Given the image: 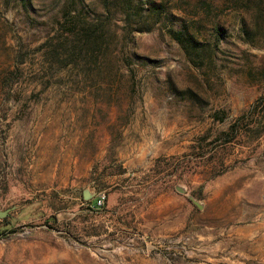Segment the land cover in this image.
I'll list each match as a JSON object with an SVG mask.
<instances>
[{"label":"rangeland","instance_id":"rangeland-1","mask_svg":"<svg viewBox=\"0 0 264 264\" xmlns=\"http://www.w3.org/2000/svg\"><path fill=\"white\" fill-rule=\"evenodd\" d=\"M134 1L171 17L0 0V264H264V133L219 137L264 96V0Z\"/></svg>","mask_w":264,"mask_h":264},{"label":"trees","instance_id":"trees-1","mask_svg":"<svg viewBox=\"0 0 264 264\" xmlns=\"http://www.w3.org/2000/svg\"><path fill=\"white\" fill-rule=\"evenodd\" d=\"M24 4L29 3L30 0H20ZM110 1L113 6L121 7L122 12L128 13V18H124L127 25L129 26L128 33H133L135 31H144L147 29H152L154 25L158 21H165L168 19L171 13H167L165 8V3H154L152 1H148L147 7L143 10L136 11L135 13H130L134 8L137 7L134 0H105ZM109 9V8H108ZM146 11V12H144ZM121 12V11H120ZM119 12V13H120ZM121 12V13H122ZM120 13V14H121ZM66 16L71 14V11L65 12ZM65 18V17H64ZM64 22L69 24L68 18H65ZM153 20V21H152ZM137 22L139 24L145 23L147 27L143 29H137V27H133V24ZM152 22V24H150ZM76 26L72 27L70 30L72 31ZM101 28H97L96 26H83L82 30H78L77 33H80L79 39L85 43L84 50L91 51V54L98 55L99 53H103V34L101 32ZM171 36L177 42H179L182 47L191 55L192 51H198L199 46H201L202 42L199 41L196 35L188 29V26L185 24L179 30H171ZM262 109V110H261ZM227 113L225 111L216 113V117L220 120L226 117ZM264 133V96L258 98L253 104H251L244 112L238 116L234 121L229 125V127L223 130L219 137H224L225 143H232L237 138H248L250 134H253L256 138H259ZM91 204L90 208L100 207L98 205V199L95 201L94 199L84 200ZM105 204V202H104Z\"/></svg>","mask_w":264,"mask_h":264},{"label":"water","instance_id":"water-1","mask_svg":"<svg viewBox=\"0 0 264 264\" xmlns=\"http://www.w3.org/2000/svg\"><path fill=\"white\" fill-rule=\"evenodd\" d=\"M176 189L183 193L186 194L188 192V187L185 184H178L176 186ZM83 196L85 199H89L93 196V193L90 191L89 188L84 189L83 192ZM189 198L199 207V208H203L204 207V202L199 201L194 195H189ZM17 206L13 205L12 207L4 210V211H0V216H5L7 215L10 211L14 210Z\"/></svg>","mask_w":264,"mask_h":264},{"label":"built area","instance_id":"built-area-1","mask_svg":"<svg viewBox=\"0 0 264 264\" xmlns=\"http://www.w3.org/2000/svg\"><path fill=\"white\" fill-rule=\"evenodd\" d=\"M105 198H106V196L104 194H100L99 195V197H98V205L99 206H103L104 205Z\"/></svg>","mask_w":264,"mask_h":264}]
</instances>
